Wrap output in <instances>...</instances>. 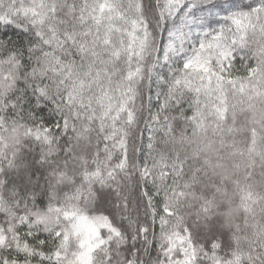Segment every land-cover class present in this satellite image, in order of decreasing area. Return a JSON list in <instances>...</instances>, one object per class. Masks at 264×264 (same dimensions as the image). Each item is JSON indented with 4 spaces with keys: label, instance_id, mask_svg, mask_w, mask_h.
Wrapping results in <instances>:
<instances>
[{
    "label": "snow or ice",
    "instance_id": "snow-or-ice-1",
    "mask_svg": "<svg viewBox=\"0 0 264 264\" xmlns=\"http://www.w3.org/2000/svg\"><path fill=\"white\" fill-rule=\"evenodd\" d=\"M0 264H264V0H0Z\"/></svg>",
    "mask_w": 264,
    "mask_h": 264
}]
</instances>
